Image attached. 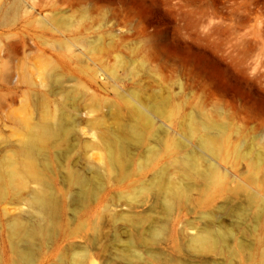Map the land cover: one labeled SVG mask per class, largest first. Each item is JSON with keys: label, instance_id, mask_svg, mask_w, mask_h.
<instances>
[{"label": "rangeland", "instance_id": "1", "mask_svg": "<svg viewBox=\"0 0 264 264\" xmlns=\"http://www.w3.org/2000/svg\"><path fill=\"white\" fill-rule=\"evenodd\" d=\"M254 16L246 0H0V168L21 165L34 125L65 122L30 157L50 217L31 207L34 176L0 181V264H71L84 248L85 264H264V36ZM206 123L220 134L214 153ZM191 152L220 179L181 170ZM162 169L184 192L168 212L158 186L139 191ZM18 216L38 228L20 242L29 260L15 252ZM203 226L225 238L193 248ZM132 235L141 256L128 263L116 256Z\"/></svg>", "mask_w": 264, "mask_h": 264}, {"label": "bare ground", "instance_id": "2", "mask_svg": "<svg viewBox=\"0 0 264 264\" xmlns=\"http://www.w3.org/2000/svg\"><path fill=\"white\" fill-rule=\"evenodd\" d=\"M246 3H247L248 13L250 14L255 12L254 20L256 23L251 26V29L253 30V32H256L264 36V15H262L263 14L262 11L264 10L262 9V4H264V0L263 1L246 0ZM214 13L215 12H211L209 10L204 11V15L209 16L210 18L214 16ZM138 111L139 114H141V116L145 115L144 111L141 109V106L138 109ZM194 121L196 120H194V118L191 117L190 122L193 124ZM213 126L214 125L206 123L204 125L205 132L202 134L201 137L203 138V142H202L203 145H205L206 148H208L210 151L214 153L217 152V150L221 147L222 144L220 141L219 132L217 133L210 132L209 129L213 128ZM64 127H65V122L61 114L57 115L54 121L46 120L37 123L29 130V133L27 135L26 145L23 152L24 158L21 162V165L19 166L15 159L10 158L5 163L4 168H0V181L4 179L5 175L13 179L15 177L23 178L26 174L32 175L38 180V186L32 194L31 207L34 208L35 211L40 212L43 218L46 216L50 217L51 214L53 213L54 211L53 201L50 195L47 193L46 188L48 185L46 183V180L43 178V176L36 175L34 160L31 159L30 157L32 156V152L34 150H38V148L39 147L41 148L46 141L54 138L55 136H58L59 132L61 133L64 130ZM131 129H133V127ZM196 129L197 126L191 127L192 131H195ZM135 131L138 134L137 132L138 130L135 129ZM109 148H110L109 155L111 156L112 161L119 162L120 159L116 157L114 146L110 145ZM197 156L198 155H196V153L194 152L185 154V156H182L180 159L177 160L178 162L177 165H179L180 169L190 176L198 173L201 174L207 180H210L212 178L216 180H218V178L220 179L217 166L213 163H210L209 165L203 167L201 162L198 160L199 158ZM166 172L168 171L165 169L160 170L152 182L147 183L146 185L140 187V190L139 189L138 190L140 191V193H143L146 190H150L153 187L158 186L159 190L157 194L161 198L163 207L168 212L172 208L173 200L177 197H182L184 192L183 189H181L180 184H176L175 183L176 181L170 180L171 176L166 177ZM76 181L83 184L85 182V179L84 177L79 176L77 177ZM252 197L253 196H251V198ZM124 218L127 221L134 222V217L132 216L128 215L125 216ZM13 231L17 243L16 246L14 245L16 248V249L14 248L15 252L17 253V255L21 260L31 259L27 245H22L20 244V242L24 241L26 243L31 239H33L35 233H37L38 231V228L35 227V224H28L20 216H18L13 220ZM161 231L162 230L160 228L159 229L154 228L151 230L149 237L156 239L158 235H161ZM136 238L137 237L135 235L129 236V240L126 242V245L120 250V252L117 254L116 257H118L121 260H126L128 263L132 261L134 257H140L141 254L134 247L135 242H137L135 240ZM224 238H225L224 232H222L220 229L216 231L207 226H203L202 228H197L195 233L192 234L190 238V243L191 246L197 250H205L208 247L211 248L214 244L216 245L219 241L223 240ZM114 239L115 241H120V239L116 236ZM89 257H91V253L88 248H84L82 250L74 249L71 259V264H85V261Z\"/></svg>", "mask_w": 264, "mask_h": 264}]
</instances>
